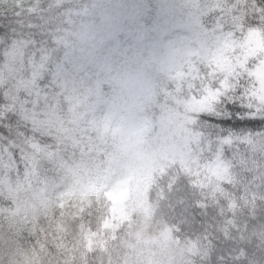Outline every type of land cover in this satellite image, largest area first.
Masks as SVG:
<instances>
[{"label":"trees","instance_id":"trees-1","mask_svg":"<svg viewBox=\"0 0 264 264\" xmlns=\"http://www.w3.org/2000/svg\"><path fill=\"white\" fill-rule=\"evenodd\" d=\"M200 16L176 17L162 0H0V19L17 20L23 33L35 39L51 74L63 146L57 157L62 187H68L74 175L123 162V154L99 140L83 119L117 97L122 71L146 70L151 76L153 93L144 109L153 118V128L136 157L153 167L147 190L148 234L135 236L134 227L126 223L103 228L112 207L107 195L82 200L92 213L93 264H128L145 237L162 232L184 251L185 264H264V187H256L251 179L258 167L264 170V152L255 157L258 146H245L239 151L247 150L248 156L234 158L231 147L221 148L230 180L192 185L180 167L198 156L205 142L217 143V134L163 94L166 77L160 67L154 68L160 64L145 63L152 36L179 29L194 37L204 32ZM167 113H186L193 121L161 130L159 119Z\"/></svg>","mask_w":264,"mask_h":264},{"label":"snow or ice","instance_id":"snow-or-ice-1","mask_svg":"<svg viewBox=\"0 0 264 264\" xmlns=\"http://www.w3.org/2000/svg\"><path fill=\"white\" fill-rule=\"evenodd\" d=\"M201 13L216 55L191 68L206 97L197 115L234 158H246L239 149L252 145L260 157L264 0H201ZM53 88L35 39L17 20L0 19V264H93L90 205L65 196L59 182L63 146ZM251 179L264 187V170Z\"/></svg>","mask_w":264,"mask_h":264},{"label":"rangeland","instance_id":"rangeland-1","mask_svg":"<svg viewBox=\"0 0 264 264\" xmlns=\"http://www.w3.org/2000/svg\"><path fill=\"white\" fill-rule=\"evenodd\" d=\"M162 1L176 17L192 20L202 14L201 0ZM215 55L212 38L205 32H196L192 37L179 29H165L150 39L145 63L161 65L154 68L159 70L160 67L166 77L168 86L162 91L165 96L172 97L173 102L186 111L198 114L204 110L206 97L196 88L191 68L196 61H209ZM145 71H122L117 97L83 119V123L97 133L99 140L113 145L123 154V162L105 170L89 171L78 177L74 175V181H70L68 187H62L65 196L74 195L80 200L99 193L107 195L112 207L102 227L126 223L129 228L134 227L135 236L139 232L148 234L145 231L150 219L147 190L153 175L151 161L136 158L147 146L154 122L144 109L153 93L151 76ZM192 121L193 116L186 113H167L159 119V124L161 130L166 131L173 123ZM221 148L219 142H205L200 146L199 155L180 167L192 185L205 187L230 180V165L222 159ZM124 155H128L130 161ZM132 159H135L134 163ZM139 248L128 264H185L184 251L172 243L165 232L149 240L145 237Z\"/></svg>","mask_w":264,"mask_h":264}]
</instances>
